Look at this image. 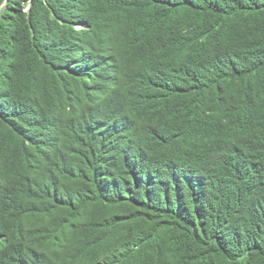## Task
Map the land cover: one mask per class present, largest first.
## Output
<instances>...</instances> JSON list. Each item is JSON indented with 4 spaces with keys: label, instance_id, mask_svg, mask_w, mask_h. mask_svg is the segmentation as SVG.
<instances>
[{
    "label": "trees",
    "instance_id": "trees-1",
    "mask_svg": "<svg viewBox=\"0 0 264 264\" xmlns=\"http://www.w3.org/2000/svg\"><path fill=\"white\" fill-rule=\"evenodd\" d=\"M0 264H264V0H0Z\"/></svg>",
    "mask_w": 264,
    "mask_h": 264
}]
</instances>
